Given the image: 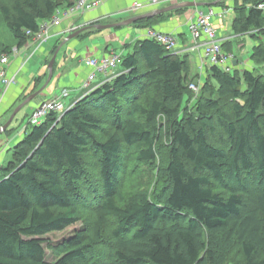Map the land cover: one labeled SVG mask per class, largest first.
Segmentation results:
<instances>
[{
    "label": "trees",
    "instance_id": "trees-1",
    "mask_svg": "<svg viewBox=\"0 0 264 264\" xmlns=\"http://www.w3.org/2000/svg\"><path fill=\"white\" fill-rule=\"evenodd\" d=\"M75 1L1 0L0 15L19 49L32 38L27 31L37 32L42 21ZM244 1L249 6L234 8L231 29L256 42L252 69L238 63L230 64V72L204 68L194 114L179 116L187 111V56L141 38L126 45L131 51L109 82L59 120L50 114L31 126L0 177V264H228L232 256V264H264V75L255 68L264 64V10L257 8L264 0ZM162 18L131 26L150 29ZM94 26L76 39L99 32ZM226 44L231 52L232 42ZM13 48L3 46L0 55ZM43 80L33 79L34 91ZM152 83L157 92L141 100ZM162 120L169 145L160 167L154 163ZM216 128L221 136L215 139ZM124 147L134 150L138 163L155 166L159 181L152 193L138 191L126 200L119 193ZM85 203L95 205L102 225L104 219L114 222L107 259L94 248L99 233H77L62 256L47 262L43 237L73 225Z\"/></svg>",
    "mask_w": 264,
    "mask_h": 264
},
{
    "label": "rangeland",
    "instance_id": "rangeland-1",
    "mask_svg": "<svg viewBox=\"0 0 264 264\" xmlns=\"http://www.w3.org/2000/svg\"><path fill=\"white\" fill-rule=\"evenodd\" d=\"M1 1V0H0ZM1 6V5H0ZM237 15V14H236ZM235 13L233 11L229 12L225 18H224V30H226V34L224 33L223 35H227L229 37H232V48H231V52H227V49L229 47V42H222L223 46V50L224 52H226L227 54L231 55L232 57H234L235 59L238 58V61L240 59L241 63H240V69L243 68V70L245 68L248 69H252V65L249 62L250 56L253 52V48L256 45V42L254 41V39H252L250 36L248 35H242V36H237L236 39V34L232 31L231 29V25L232 22L234 20V18L236 17ZM108 31V30H107ZM136 35L139 34V30H135ZM218 35H221V33H218ZM222 36V35H221ZM235 38H234V37ZM220 37V36H219ZM16 44L11 32L9 31V29L7 28L6 24L3 22V19L0 15V49L3 46H12ZM61 44V43H60ZM239 44L242 45L241 48H239ZM51 44H49L48 46H50ZM228 45V46H226ZM115 48V52L117 54H122L123 52L120 51V48L123 49L121 46L119 47L118 44L114 46ZM124 52H129L131 51V49L129 48H125V50H123ZM199 51H194V52H190V53H195L199 55ZM188 52V51H186ZM74 52L73 50L69 49V47H64L62 49V51L59 53L58 57L56 58V64H55V68L54 71L52 73V77L50 78V80L48 81V73L46 70V66H40V65H35L32 66L28 72L25 74L27 80H28V84L30 87H32V80L37 77H43L44 80L42 81L41 84V88L44 87V92L47 93L46 96L43 95H39L38 97H36L35 102H40V101H46L48 100V96L50 95V97L53 95V93H55V95L59 96L63 93V90H65L62 87V81L64 78V75L62 73V71H64V73H66L67 71L71 70L72 68V64L75 61V55H73ZM192 55V54H190ZM179 56H184V55H179ZM187 56V55H186ZM191 56H187L189 64H190V70L189 73L186 76V87L189 88V85L191 84H195L198 86V89L200 87V91L198 92L197 95H195L193 92H191V90H189L188 88V92H187V96L185 97V100H183L182 102V107L186 108L187 111L181 112L179 113V116H183L189 113H193L195 112V107H196V103L198 100V96L201 95V90L203 89V82H204V74L203 71H200L199 67L196 66L195 61H193V58H190ZM247 63V64H246ZM197 67V68H196ZM120 68V66H119ZM255 68L257 69V74H261L264 75V64L263 65H257L255 66ZM109 72V71H108ZM112 72V71H110ZM61 74L62 78L61 80L58 79V75ZM100 75V74H99ZM208 75V73H207ZM101 77V76H99ZM211 85H213V87L215 86V83L211 81ZM156 84L152 83L149 84L148 86V90L146 91V93L140 98L141 100H143L145 98V96L148 95H154L157 90H156ZM31 88L28 90V92H30ZM67 91V90H66ZM69 93V91H67ZM205 98H209L210 94H205L204 95ZM217 96L214 94L213 98H216ZM71 98H73L72 95H67L63 98H61V102L64 105L65 109L69 108V103ZM42 102V103H43ZM186 102V103H185ZM32 110L30 109L29 106H25L22 109H20V111L15 115L14 119L12 120V122L10 123L9 127L7 128L8 133L7 135L3 134L0 135V137L4 136V137H8L3 139L1 146L3 147V149L9 145L8 149L5 151V154L2 158L1 164H0V177L3 175V170L6 168L8 162L11 159V154H12V150L14 147V143L10 140L13 139L14 137H16V135H18L19 133H21L23 130V128L26 129L27 132L30 131L31 127L28 124V119L30 117V115L32 114L31 112ZM14 112V110H13ZM12 112V113H13ZM11 113V115H12ZM10 115V116H11ZM9 119V118H8ZM212 120V119H211ZM210 120V121H211ZM8 121V120H7ZM6 121V122H7ZM209 121V122H210ZM5 122V123H6ZM161 123H159V129H160V133H161V140L159 141L158 144V157L157 160L155 161V166H165L166 162H167V152H168V147L165 148L167 145H169V141L166 135V129H167V123L166 121L162 120L160 121ZM108 124H103L104 127L108 128L107 126ZM221 136V131L216 128V132H215V136L214 138H219ZM10 141V142H9ZM122 159H123V165H122V172H121V177L119 180V193L121 194V196L123 197L124 200H126L127 198H129L131 195L135 194L138 191H143V192H148V193H152L153 190L156 189L157 185H158V179L156 177V168L155 166L151 165L148 166L146 164H142V163H138L135 160V152L133 149H126V147L123 148L122 150ZM86 163L88 164L89 162L92 163L94 162L90 157H86L85 159ZM96 170L95 167H92V170H90L91 172L94 173V171ZM95 174V173H94ZM91 179L93 181H96L95 177L90 176ZM84 185V184H83ZM245 185L246 187L249 189H251L250 187V183L247 181H245ZM215 191L220 192L221 191L219 189H217V187L215 188ZM80 210L78 212L77 218H76V222L71 225L70 227H68L66 230L62 231V232H56V233H50L47 234L46 236L43 237V247L45 249V259L47 262H54L55 260H57L60 256H62L63 251H64V245L66 244L67 241H69L71 238H73L77 233H82L83 235H85L86 237H95L98 233V239L96 244L94 245L95 250L98 251L100 253V255H102L103 259H107V244L109 245V249H110V242H111V230L113 228L114 222L112 220H108V219H104L103 220V225L100 223V217L98 215V213L95 211L96 207L95 205L91 206L88 204H84L83 206L80 204L79 205ZM101 224V225H100ZM107 243V244H106ZM103 254H106V256H104ZM237 257L232 256V258L230 259V262L228 264H232V262L236 261Z\"/></svg>",
    "mask_w": 264,
    "mask_h": 264
},
{
    "label": "crops",
    "instance_id": "crops-1",
    "mask_svg": "<svg viewBox=\"0 0 264 264\" xmlns=\"http://www.w3.org/2000/svg\"><path fill=\"white\" fill-rule=\"evenodd\" d=\"M148 1L149 0H101V5L97 9L87 12L76 18L73 17V18L63 19L60 25V29L65 30L69 25H71L74 22L77 26L80 27H84V26L87 27L89 25H109V24L120 23L132 17L150 12V11H146V12L133 13L130 11V7L134 3H146ZM186 3H193L195 4V6L196 5H200V6L186 7L165 13L163 14V18L160 19L158 23L152 25L151 27L152 29L153 27L156 28L155 30H158L160 32L174 33L178 41V48L176 54L191 56L190 58H193V61H195L196 66L199 67L200 55L198 54L195 55L196 52L195 53L189 52V48L192 46L191 37L187 28V21L189 20V18H191L194 15V13H196L197 11L205 12L209 8H213L216 11L217 15L215 18H212L210 20L211 24L217 30V33H221L222 36L218 35L220 36L219 39L230 43L232 42V37L223 35L224 33L226 34V30H224L225 29L224 18L231 11H233L236 15L237 13L234 11L235 7L244 6V4L247 5L248 7L249 4H247L244 0H179L175 3L162 4L159 7H157V9L166 8L176 4H186ZM136 29L139 30L138 35H136L135 33ZM147 29H148L147 27H143V26L140 27L135 25L134 26L129 25L126 27H117L113 29L101 30L99 32L90 31V33L87 35L85 39L83 40L73 39L68 41L66 44H64L63 47L60 49L59 53L66 46L69 47V49L73 50L74 52L73 55H75V61L72 64L73 66L71 70L67 71L66 73L62 71L64 75L62 81L63 82L62 87L65 90L69 91L68 95L73 96V98H71L70 100L69 106L71 107V105L75 102V100H77L82 95V92L80 91V85L87 71L82 62L83 58L100 57V56H106L107 54L111 55L112 52H115V48H114L115 45L118 44V46L119 47L121 46L122 48L124 46L126 48L127 47L126 45H133V43H135V41H137L138 39L144 38ZM237 36L238 35L235 36L236 39ZM56 44L57 43L55 44L52 43L50 46H45L38 53H36L30 60H27V58L25 57L27 53V50H25V48L20 49L18 55L15 58L10 59L7 66V74L15 75V83L8 86L0 93L1 96L0 127L5 124V122L8 120L13 110H15L22 103L20 102V100L22 99L21 97L25 95L29 97L30 95L37 92L34 91L33 89V80L31 83L32 87H30L25 74L32 66L35 65L46 66V61L50 58L51 56L50 53L52 51V48ZM15 46L16 45L14 44V48ZM27 46H29V44H27ZM27 46L25 47L27 48ZM29 47H31V45ZM241 47L242 45L239 44V48ZM125 48L123 49L120 48V51L123 52V55L127 53L126 51L125 52L123 51L125 50ZM235 61H237L238 63L237 65L240 68V63H241L240 59L238 61L237 58ZM118 70L107 72L106 77L105 75L102 74L98 75L94 86L101 84L106 78L112 77L116 72H118ZM61 78L62 75L59 74L58 79L61 80ZM30 88L31 90L30 92H28ZM43 89L37 96H35L31 101H29L26 104L27 106L30 107L32 113L34 109L43 102V101L35 102L34 99H36V97H38L39 95H43V96L47 95V93L44 92ZM54 95L55 93H53L51 97L49 95L48 99L52 98ZM26 132L27 131L25 129L24 131L16 135V137L10 139L14 143V146L25 137ZM3 134L4 133L0 135ZM7 137L4 136L0 137V146L3 139ZM8 147L9 145L6 146L4 149L3 147H0V164L5 154V151L8 149Z\"/></svg>",
    "mask_w": 264,
    "mask_h": 264
},
{
    "label": "built area",
    "instance_id": "built-area-1",
    "mask_svg": "<svg viewBox=\"0 0 264 264\" xmlns=\"http://www.w3.org/2000/svg\"><path fill=\"white\" fill-rule=\"evenodd\" d=\"M177 1L179 0H149L146 3H134L130 7V11L133 13L153 11L162 4H170ZM100 5L101 0H76L72 6L68 8L57 9V11L49 20L42 21L39 24L37 32L30 33L27 31V35L32 36V38L26 43V45L19 49L13 48L9 55H0V93L8 86L15 83V75L7 74V66L10 59L15 58L18 55L20 49L25 48V50H27L25 57L27 60H30L45 46L60 42L68 35L83 28L77 26L74 22L65 30H61L60 25L63 19L73 17L76 18L87 12L97 9L100 7ZM257 8L264 10V4H259ZM216 15V11L213 8H209L205 12L197 11L191 18H189L187 21V28L192 41V46L189 48V51L194 52L200 50V71H204V68L207 67L216 66L220 67L225 72H230L231 65H233L235 58L224 52L222 49L223 41L219 39L217 30L212 26L210 21L212 18H215ZM144 38L153 40L159 45H162L169 53L176 54L178 41L174 33H164L150 28L146 30ZM27 44H29V46L31 45V47L27 46ZM25 46H27V48ZM121 59L122 54H117L116 52H112L109 56L83 58L82 62L87 71L80 85V91L82 92V95L77 100H75V102L98 88L101 84L109 82L117 74V72L112 77L106 78L101 84L94 86L96 78L99 74L105 75L106 77L108 71L118 70ZM189 89L195 95H197L199 92L198 86L195 84L189 85ZM67 95L68 92L63 90V93L60 95V97L54 95L52 98L37 106L28 119V124L30 127L41 125L50 114H56L57 120H59L68 110V108L65 109L61 102V98ZM22 130L24 131L25 128Z\"/></svg>",
    "mask_w": 264,
    "mask_h": 264
},
{
    "label": "water",
    "instance_id": "water-1",
    "mask_svg": "<svg viewBox=\"0 0 264 264\" xmlns=\"http://www.w3.org/2000/svg\"><path fill=\"white\" fill-rule=\"evenodd\" d=\"M195 4L193 3H186V4H176V5H172L166 8H162V9H155L153 11L147 12L145 14L142 15H138L135 17H132L130 19H127L123 22L120 23H116V24H109V25H95L94 29L101 31V30H106V29H113V28H117V27H126L129 25H132L133 23L146 19V18H151L154 16H158V15H162L171 11H175L178 9H182V8H186V7H194ZM200 5H196L195 7H198ZM86 29L82 28L70 35H68L62 42L61 44L58 46V48L56 49L55 53L52 55L48 65H47V70H48V81L50 80V78L52 77V73H53V66L54 63L56 61L57 55L60 51V49L63 47L64 44H66L68 41L76 39L81 33H83ZM236 61L233 62V65H236ZM45 87V86H44ZM42 87L40 90H38L36 93L30 95L29 97H27L12 113V115L9 117L8 121L0 127V134L4 133L7 128L9 127L10 123L12 122V120L14 119L15 115L20 111V109L25 106L29 101H31L35 96H37L41 90L44 88Z\"/></svg>",
    "mask_w": 264,
    "mask_h": 264
},
{
    "label": "clouds",
    "instance_id": "clouds-1",
    "mask_svg": "<svg viewBox=\"0 0 264 264\" xmlns=\"http://www.w3.org/2000/svg\"><path fill=\"white\" fill-rule=\"evenodd\" d=\"M83 28H85V27H83ZM62 41H63V40H62ZM62 41H61V42H62ZM235 60H236V59H235ZM236 63H237V61H236Z\"/></svg>",
    "mask_w": 264,
    "mask_h": 264
}]
</instances>
